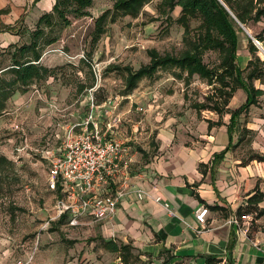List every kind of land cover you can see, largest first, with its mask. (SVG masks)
I'll return each mask as SVG.
<instances>
[{
    "label": "rangeland",
    "instance_id": "obj_1",
    "mask_svg": "<svg viewBox=\"0 0 264 264\" xmlns=\"http://www.w3.org/2000/svg\"><path fill=\"white\" fill-rule=\"evenodd\" d=\"M115 1L94 0L91 16L71 18L70 26L56 24L45 30V39L55 38L56 42L41 46L40 63L50 73L37 82V87L44 99L54 101L60 111L48 109L47 102L31 97L29 88L20 99L9 102L0 118V157L13 163L5 168L0 166L4 170L0 174V264H90L86 256L91 251L93 259L102 257L100 249L104 244L87 231L91 225L71 228L53 220L55 194L48 190L46 151L57 147V134L62 135L63 125L86 116V95L90 89L97 88L95 96L99 103L108 98L118 99L115 112L123 121L119 136L130 140L140 154L145 144L151 142V137L147 138L151 126L146 119L153 109L154 113H163L164 104V115L177 114L180 101L187 96V105H180L182 113L197 114L190 105L203 102L211 92L198 76L185 85L173 78L170 71H160L154 79L140 82L130 96H124L122 74L108 67L138 69L150 62L148 52L152 49L162 55H180L186 49L185 34L176 22L181 8L166 12L162 0H152L137 18L125 17L108 24L107 32L94 44L95 20L111 9ZM200 23V19H193L192 29ZM35 29H26L23 44L30 42ZM248 30L253 37L260 33L258 25H251ZM240 36L246 40L248 35L244 32ZM217 55L206 53L205 62L215 66L219 62ZM213 115L208 111L202 113V117ZM248 141L253 143L252 138ZM252 143L242 144L241 154L262 156L254 153Z\"/></svg>",
    "mask_w": 264,
    "mask_h": 264
},
{
    "label": "crops",
    "instance_id": "obj_2",
    "mask_svg": "<svg viewBox=\"0 0 264 264\" xmlns=\"http://www.w3.org/2000/svg\"><path fill=\"white\" fill-rule=\"evenodd\" d=\"M55 2L0 0V73L12 66L17 48L24 45L26 29L36 28ZM258 26L264 50V18ZM240 40L238 64L246 70L253 55L247 39ZM256 55L264 61L260 50ZM254 85L263 95L240 116L232 142L228 124L232 111L247 101L242 89L235 92L228 113L222 117L208 110L204 111L214 114L213 118L202 117L204 111L182 113L180 105H187L189 100L185 97L177 114L164 115L161 104L163 113H154L153 109L147 115L146 122L151 126L147 138L151 137V142L145 144L141 154L135 148L130 182L152 197L143 201L127 197L112 220L87 228L104 244L102 257L93 259V251L87 253L90 264H210L209 258L215 259L214 264H264V199L252 205L261 215L249 214L240 228L230 224L257 189L264 194V162L241 154L242 144L250 145L252 141L248 140L252 138L251 149L264 156V76ZM21 97L16 94L11 102ZM220 120L222 124L217 125ZM223 151L224 158L214 165L215 156ZM156 197L163 202H156ZM163 203L170 205L171 212ZM200 206L208 209L205 224L195 217ZM112 242L127 250L111 251L107 244Z\"/></svg>",
    "mask_w": 264,
    "mask_h": 264
},
{
    "label": "trees",
    "instance_id": "obj_3",
    "mask_svg": "<svg viewBox=\"0 0 264 264\" xmlns=\"http://www.w3.org/2000/svg\"><path fill=\"white\" fill-rule=\"evenodd\" d=\"M152 0H116L111 9L105 10L95 20V30L92 36L94 44L100 41L107 32L108 24H115L125 17L137 18L143 8ZM225 7L224 6V4ZM94 0H56L51 12L45 13L38 21L36 29L30 37V42L17 48L13 64L0 73V118L6 113L9 102L16 94H24L37 82L46 79L50 69L41 65L43 47L56 42V39H45L46 29H52L56 24L70 26L71 18L80 19L91 16L90 9ZM161 6L166 12H172L176 7L181 8V15L176 20L184 29L186 49L180 55L160 54L152 49L148 52L150 62L134 69L130 66L110 65V71L122 74L124 81V96H130L143 80L154 79L160 71H170L173 78L189 85L195 76L205 81L211 92L205 96L203 102L196 101L190 106L201 113L204 110L212 111L220 117L228 113V105L235 92L242 89L247 94L246 103L239 109L232 111L228 134L232 142V135L239 125V118L248 113L252 105L258 103L263 91L255 87L254 81L264 76V61L256 54L259 52L253 41L246 36L249 51L253 55L246 70L238 64L240 34L244 33L240 24L249 29L251 25H258L264 18V0H162ZM170 17H167L169 19ZM200 19L197 29H192L191 21ZM170 20V19H169ZM254 38L262 41V34H254ZM43 41V45H42ZM43 46V47H41ZM208 52L218 54L219 62L210 66L205 62ZM89 60V59H87ZM187 99V96H185ZM217 125H221L220 120ZM212 125V123H210ZM231 144V143H230ZM226 151L215 156L214 165L224 158ZM252 159L264 162V156L255 155ZM13 166L5 157H0V166ZM2 169L0 174L3 175ZM264 199V194L256 190L249 198L248 206L238 211V217L255 214L258 205ZM255 205V206H252ZM65 223L63 217L58 224ZM107 248L119 252L126 247L119 248L116 244L108 243ZM213 262L215 259H208Z\"/></svg>",
    "mask_w": 264,
    "mask_h": 264
},
{
    "label": "built area",
    "instance_id": "obj_4",
    "mask_svg": "<svg viewBox=\"0 0 264 264\" xmlns=\"http://www.w3.org/2000/svg\"><path fill=\"white\" fill-rule=\"evenodd\" d=\"M96 91L92 88L86 95V116L63 125L62 135L57 134V147L46 151L48 190L55 194L53 220L64 217L71 228L112 220L127 197L136 201L152 197L130 182L136 152L130 140L119 136L123 121L115 112L118 99L99 103ZM31 97L47 102L53 110L59 109L54 101L44 99L37 85L32 87ZM155 201L163 202L161 197ZM163 205L171 212L168 203ZM207 213V207L200 206L195 213L197 222L205 224ZM248 219V215L234 216L230 224L240 228L241 222Z\"/></svg>",
    "mask_w": 264,
    "mask_h": 264
},
{
    "label": "water",
    "instance_id": "obj_5",
    "mask_svg": "<svg viewBox=\"0 0 264 264\" xmlns=\"http://www.w3.org/2000/svg\"><path fill=\"white\" fill-rule=\"evenodd\" d=\"M221 1V0H220ZM224 4V3H223ZM225 6V4H224ZM226 7V6H225ZM227 8V7H226ZM240 27L243 29V31L249 36V38L253 41L254 45L261 51V53L264 55V50L260 44V42L255 39L251 33L249 32V30L247 28H245L243 25L240 24Z\"/></svg>",
    "mask_w": 264,
    "mask_h": 264
}]
</instances>
